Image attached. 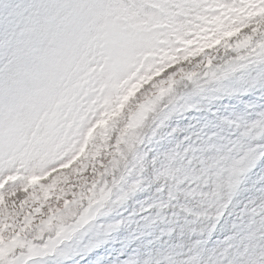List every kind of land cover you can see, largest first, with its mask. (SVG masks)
I'll return each instance as SVG.
<instances>
[{"label":"snow or ice","instance_id":"1","mask_svg":"<svg viewBox=\"0 0 264 264\" xmlns=\"http://www.w3.org/2000/svg\"><path fill=\"white\" fill-rule=\"evenodd\" d=\"M0 264H264V0H0Z\"/></svg>","mask_w":264,"mask_h":264},{"label":"rangeland","instance_id":"2","mask_svg":"<svg viewBox=\"0 0 264 264\" xmlns=\"http://www.w3.org/2000/svg\"><path fill=\"white\" fill-rule=\"evenodd\" d=\"M241 31L243 32L244 30L242 29ZM240 99L242 101H247V100L250 99V96H247V95L246 96H242V97H240ZM225 103H227L229 105H236L237 108H241L242 107V105L241 104H237V102L235 100H227V101H225ZM224 115H227V113H224ZM118 247H119V235L117 236L116 241L114 243L110 242L109 245L105 246L104 251H114Z\"/></svg>","mask_w":264,"mask_h":264}]
</instances>
